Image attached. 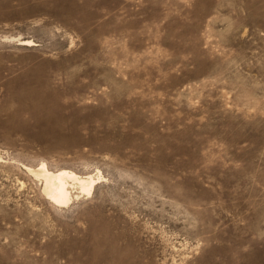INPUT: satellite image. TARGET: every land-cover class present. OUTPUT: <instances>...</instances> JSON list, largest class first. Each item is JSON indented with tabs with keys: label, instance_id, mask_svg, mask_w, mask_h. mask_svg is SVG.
<instances>
[{
	"label": "rangeland",
	"instance_id": "374dc122",
	"mask_svg": "<svg viewBox=\"0 0 264 264\" xmlns=\"http://www.w3.org/2000/svg\"><path fill=\"white\" fill-rule=\"evenodd\" d=\"M0 264H264V0H0Z\"/></svg>",
	"mask_w": 264,
	"mask_h": 264
},
{
	"label": "bare ground",
	"instance_id": "6f19581e",
	"mask_svg": "<svg viewBox=\"0 0 264 264\" xmlns=\"http://www.w3.org/2000/svg\"><path fill=\"white\" fill-rule=\"evenodd\" d=\"M29 171L33 175L41 177L43 192L56 205L67 204L72 197L71 190L73 188L78 189L80 193H90L95 180L90 174L78 175L67 169L51 171L44 163H41L37 168H29Z\"/></svg>",
	"mask_w": 264,
	"mask_h": 264
}]
</instances>
